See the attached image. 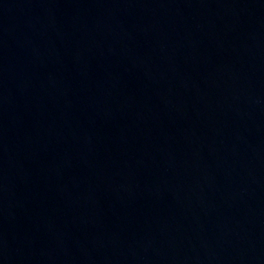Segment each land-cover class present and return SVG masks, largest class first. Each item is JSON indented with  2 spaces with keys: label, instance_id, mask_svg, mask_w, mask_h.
I'll return each mask as SVG.
<instances>
[{
  "label": "water",
  "instance_id": "1",
  "mask_svg": "<svg viewBox=\"0 0 264 264\" xmlns=\"http://www.w3.org/2000/svg\"><path fill=\"white\" fill-rule=\"evenodd\" d=\"M0 264H264V0H0Z\"/></svg>",
  "mask_w": 264,
  "mask_h": 264
}]
</instances>
